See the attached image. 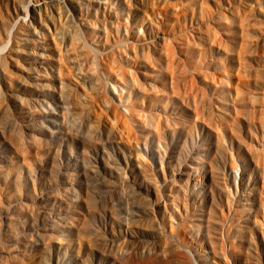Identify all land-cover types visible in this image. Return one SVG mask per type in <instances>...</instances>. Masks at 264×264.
I'll list each match as a JSON object with an SVG mask.
<instances>
[{
	"label": "rangeland",
	"instance_id": "obj_1",
	"mask_svg": "<svg viewBox=\"0 0 264 264\" xmlns=\"http://www.w3.org/2000/svg\"><path fill=\"white\" fill-rule=\"evenodd\" d=\"M35 1L0 0V264H264V0Z\"/></svg>",
	"mask_w": 264,
	"mask_h": 264
},
{
	"label": "bare ground",
	"instance_id": "obj_2",
	"mask_svg": "<svg viewBox=\"0 0 264 264\" xmlns=\"http://www.w3.org/2000/svg\"><path fill=\"white\" fill-rule=\"evenodd\" d=\"M51 3H52V0H36L34 3H32V4L29 3L28 5H32V6H30L32 11L38 12L36 10L40 11L41 9L46 8V6H48ZM26 10L28 12L27 7H25V11Z\"/></svg>",
	"mask_w": 264,
	"mask_h": 264
}]
</instances>
